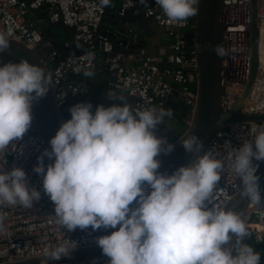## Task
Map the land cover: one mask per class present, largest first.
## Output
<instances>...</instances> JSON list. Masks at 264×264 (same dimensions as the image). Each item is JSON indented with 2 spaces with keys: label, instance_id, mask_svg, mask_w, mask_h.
Returning <instances> with one entry per match:
<instances>
[{
  "label": "clouds",
  "instance_id": "clouds-1",
  "mask_svg": "<svg viewBox=\"0 0 264 264\" xmlns=\"http://www.w3.org/2000/svg\"><path fill=\"white\" fill-rule=\"evenodd\" d=\"M99 3L110 6L112 0ZM199 3L155 0L172 22L197 15ZM12 35L0 31V53L9 48ZM212 50L218 57L227 55L221 45ZM84 75L93 72L85 68ZM50 84L44 66L27 59L0 63V208H32L41 199L26 171L5 170L3 161L10 145L28 132L33 101L44 97ZM115 99L121 103L94 110L90 101L72 105L70 118L49 141L51 149L37 158L33 171L42 177L57 222L68 231L114 229L95 238L108 264H260V252L245 242L251 233L243 215L216 204L214 194L227 167L239 181L241 197L264 207L257 174L264 162V128L234 148L227 165L213 148L199 154L203 142L192 132L180 142L186 152L199 155L168 174L158 171V157L175 144L156 129L173 116L172 110L133 109L123 96ZM45 157L53 162L46 166ZM3 220L0 214V230ZM76 247L66 242L45 248V264L70 257Z\"/></svg>",
  "mask_w": 264,
  "mask_h": 264
},
{
  "label": "built area",
  "instance_id": "built-area-1",
  "mask_svg": "<svg viewBox=\"0 0 264 264\" xmlns=\"http://www.w3.org/2000/svg\"><path fill=\"white\" fill-rule=\"evenodd\" d=\"M112 2L120 3L117 10L120 18L134 11L141 12L152 21L170 40L168 52L146 55L139 65L126 66L125 52L131 48L137 35L130 30L132 38L128 37L116 46L112 36L101 32L106 6H100L99 0H0V31L11 30L12 40L36 50L50 70L55 100L63 114L69 112L72 101L88 94L89 84L82 75L85 68L90 71L97 69L102 55L108 73V101L111 104L118 103L115 99L117 92H124L129 99L127 103L133 109L152 106L169 109V99L176 96L178 105L185 104L190 110L188 118L192 117L198 83L193 44L196 15L184 22H172L155 3H142L141 0ZM41 11L46 13V18L37 15ZM251 16V0H222V46L227 52L223 57L226 89L221 105L224 112L233 109L249 81ZM256 16L260 45L259 71L242 114L264 115V0H256ZM49 25H62L71 30L73 42H65L60 49L55 47L53 39L47 42L42 28ZM0 63L4 62L0 60ZM261 128H264V122L230 124L217 134L206 150L213 148L217 158L227 165L234 148L252 140ZM45 149L50 150L47 142L38 136L32 122L23 139L14 141L6 150L3 161L5 170L22 167L28 175L30 186L41 191V199L34 202L32 208L19 205L0 208V214L4 216V227L0 230V264H45V248L66 242L73 247L77 245L71 256L59 261L47 260V264H108L109 258L96 245L95 238L114 229L93 231L89 227L68 231L57 222L55 205L43 192L42 177L33 171L38 163L37 158ZM52 162L45 157L46 166ZM259 163L257 174L264 197V162ZM238 184L239 181L225 167L214 194V202L241 213L251 233L245 242L264 248V207L251 206L246 198L241 197Z\"/></svg>",
  "mask_w": 264,
  "mask_h": 264
},
{
  "label": "water",
  "instance_id": "water-1",
  "mask_svg": "<svg viewBox=\"0 0 264 264\" xmlns=\"http://www.w3.org/2000/svg\"><path fill=\"white\" fill-rule=\"evenodd\" d=\"M221 9L222 0H200L193 36L198 66L196 106L190 122L186 123L185 132L182 135L175 130L169 133L168 138L171 139L169 142L175 144V148L172 152L162 153L158 157L161 161V166L158 169L160 172L170 174L181 165L191 164L197 155L202 154L207 149L217 134L230 124L264 122V115L242 114V109L252 92L260 64L256 0H251L250 77L242 96L229 112H224L221 105L226 89L223 57H218L212 50L216 45H223L224 31L220 17ZM122 31L126 32V29L123 27ZM127 37L132 38L129 33ZM46 41L50 42L51 37H47ZM21 59H27L30 63L44 66L51 77L48 66L42 61L36 50L27 47L23 43L11 40L9 48L0 53V60L4 63L9 61L19 62ZM32 113V122L38 136L43 138L51 149L50 139L55 135L61 124L67 120L57 106L53 84L49 85V91L44 97L33 101ZM192 132L197 134L203 142V148L199 154L186 152L180 142V139L185 138Z\"/></svg>",
  "mask_w": 264,
  "mask_h": 264
},
{
  "label": "crops",
  "instance_id": "crops-1",
  "mask_svg": "<svg viewBox=\"0 0 264 264\" xmlns=\"http://www.w3.org/2000/svg\"><path fill=\"white\" fill-rule=\"evenodd\" d=\"M155 2V0H153ZM111 6H113V12L110 13L111 16L107 17L102 26L101 32L103 34H108L112 36V39L116 46L119 43L125 42L128 37V33L132 30L136 35L137 39L133 42L131 48L125 52L124 64L126 66H137L140 64L142 58L146 55H160L168 52V47L170 40L167 39L162 32H160L154 23L148 19H146L141 12H129L125 18H120L117 14V10L120 6L119 2H112ZM40 16V14H37ZM121 23H123L121 25ZM126 29V32L122 31V28ZM48 26H44L43 31L47 29ZM67 34L63 39L55 38L52 39L57 40V44L62 46L65 42L72 43V31L66 30ZM79 49V47H77ZM100 66L92 70V76L82 75V78L86 80L89 84V92L82 99H76L72 101L69 106L74 105L78 102H91L93 104V110L95 106L104 104L111 105L108 101V73L105 65L103 64L104 57L100 55L99 58ZM123 96L126 102H129V99L126 97L124 92H117L116 97ZM118 103L121 101L117 100ZM169 109L172 112H176L178 110V101L176 96H172L168 101ZM175 118L172 116L170 119L166 118L165 122L159 125L156 129V134L158 136H162L167 138L168 141L171 139L168 138L167 133L175 130L178 134H180L181 130L179 127H176Z\"/></svg>",
  "mask_w": 264,
  "mask_h": 264
},
{
  "label": "trees",
  "instance_id": "trees-1",
  "mask_svg": "<svg viewBox=\"0 0 264 264\" xmlns=\"http://www.w3.org/2000/svg\"><path fill=\"white\" fill-rule=\"evenodd\" d=\"M147 3H155L153 0H147ZM113 12V6H106V16H105V19L109 16H111L110 13ZM40 17L42 18H46L47 15L44 11H41L40 13ZM112 17V16H111ZM54 29H64V30H69L68 28L62 26V25H57V26H53V25H49L47 29L44 30V36L45 38L47 37H53V30ZM56 48L60 49L61 46L58 45L56 43L55 45ZM178 110H175L176 112L174 113L173 112V117L175 118V121H176V124L178 125V127L180 128L181 132H180V135H182L184 132H185V127H186V120L189 116V108H187V106L183 103H180L178 105ZM65 117L66 119H69L70 118V112H66L65 114ZM183 130V131H182ZM249 244L253 245V247L258 251L260 252L261 254V260H260V264H264V248L263 246H259V245H255L254 243L252 242H249Z\"/></svg>",
  "mask_w": 264,
  "mask_h": 264
},
{
  "label": "rangeland",
  "instance_id": "rangeland-1",
  "mask_svg": "<svg viewBox=\"0 0 264 264\" xmlns=\"http://www.w3.org/2000/svg\"><path fill=\"white\" fill-rule=\"evenodd\" d=\"M66 34H67V32L64 29H54L53 30V36L55 38H58L59 40L63 39L66 36ZM55 41L57 42V40H55ZM190 119H191V117L187 119L186 123H189ZM176 127H178V125H176Z\"/></svg>",
  "mask_w": 264,
  "mask_h": 264
},
{
  "label": "flooded vegetation",
  "instance_id": "flooded-vegetation-1",
  "mask_svg": "<svg viewBox=\"0 0 264 264\" xmlns=\"http://www.w3.org/2000/svg\"><path fill=\"white\" fill-rule=\"evenodd\" d=\"M169 133H172V131L168 132L167 135H169Z\"/></svg>",
  "mask_w": 264,
  "mask_h": 264
}]
</instances>
